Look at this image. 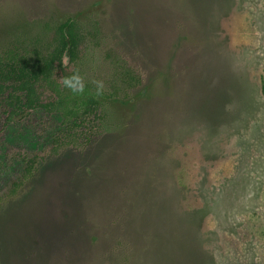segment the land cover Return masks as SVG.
Listing matches in <instances>:
<instances>
[{"label": "rangeland", "instance_id": "1", "mask_svg": "<svg viewBox=\"0 0 264 264\" xmlns=\"http://www.w3.org/2000/svg\"><path fill=\"white\" fill-rule=\"evenodd\" d=\"M66 17L97 24L86 77L109 51L142 82L54 152L58 116L1 114L0 180L44 152L0 194V264H264V0H0V56Z\"/></svg>", "mask_w": 264, "mask_h": 264}, {"label": "trees", "instance_id": "2", "mask_svg": "<svg viewBox=\"0 0 264 264\" xmlns=\"http://www.w3.org/2000/svg\"><path fill=\"white\" fill-rule=\"evenodd\" d=\"M44 32L49 37L44 45L35 37L28 45H12L17 47L15 51L10 48L0 56V116L3 114L9 121L34 110L58 116L61 130L52 136L50 149L54 152L64 144L77 143L79 132L90 124L110 130L107 102L126 96L140 85L142 78L122 57L109 51L103 52L108 62L107 79L85 76L83 64L102 41L94 21L85 24L75 17H66L51 25L45 23ZM73 74H78L84 84L82 93L74 94L62 83L63 78ZM261 90L264 94V82ZM42 152L16 150L11 154V161L20 166L19 175L0 180V194L13 195L31 174Z\"/></svg>", "mask_w": 264, "mask_h": 264}, {"label": "clouds", "instance_id": "3", "mask_svg": "<svg viewBox=\"0 0 264 264\" xmlns=\"http://www.w3.org/2000/svg\"><path fill=\"white\" fill-rule=\"evenodd\" d=\"M62 83L74 94L82 93L84 91V84L78 74H73L70 77L63 78ZM100 87L101 86L98 85L97 94H99Z\"/></svg>", "mask_w": 264, "mask_h": 264}]
</instances>
